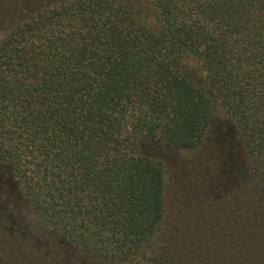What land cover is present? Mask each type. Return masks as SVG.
Segmentation results:
<instances>
[{
	"label": "trees",
	"instance_id": "16d2710c",
	"mask_svg": "<svg viewBox=\"0 0 264 264\" xmlns=\"http://www.w3.org/2000/svg\"><path fill=\"white\" fill-rule=\"evenodd\" d=\"M11 7L0 264H264V0ZM154 148L194 155L175 218Z\"/></svg>",
	"mask_w": 264,
	"mask_h": 264
},
{
	"label": "rangeland",
	"instance_id": "374dc122",
	"mask_svg": "<svg viewBox=\"0 0 264 264\" xmlns=\"http://www.w3.org/2000/svg\"><path fill=\"white\" fill-rule=\"evenodd\" d=\"M14 1L9 0L0 4V21L2 18L1 14L8 9H12L11 6H13ZM185 67L189 74L198 75V66L195 63L187 62ZM215 119V122H218L221 116L217 115ZM152 156L164 163L168 182L165 199L166 215L168 218H175L177 210L187 206H194V179L189 175V168L195 164V162L192 163L191 159L194 158V155L190 153L165 152L163 149L154 148Z\"/></svg>",
	"mask_w": 264,
	"mask_h": 264
}]
</instances>
